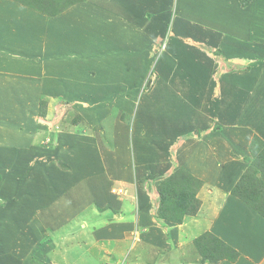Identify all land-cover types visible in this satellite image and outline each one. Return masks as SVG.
Segmentation results:
<instances>
[{
	"label": "rangeland",
	"instance_id": "374dc122",
	"mask_svg": "<svg viewBox=\"0 0 264 264\" xmlns=\"http://www.w3.org/2000/svg\"><path fill=\"white\" fill-rule=\"evenodd\" d=\"M21 1L38 13L28 11L29 19L11 26L24 8L17 7L20 0H0V256L19 251L25 240L18 264H41L33 255L42 252H53V264H239L247 258L234 237L245 239L249 231L264 237V123L247 139L248 168L231 191L254 215L240 207L239 225L231 228L238 234L224 240L207 232L183 248L146 241L134 227L127 245L101 237L115 216L135 217L134 202L154 185L163 224L203 211L197 196L195 209L181 206L182 194H197L202 181L186 167H164L182 137L197 138L185 151L199 160L205 135L218 140L237 128L238 138L264 119V110L252 106L246 111L255 114L242 115L243 124L236 112L231 116L236 102L258 100L253 86L264 83V0ZM130 25L152 31L136 35ZM228 39L244 42L242 57H254L258 44L262 51L244 65L221 68ZM209 54L217 58L213 73ZM228 79L234 85L217 95L216 85L222 90ZM221 98L234 107H206ZM31 224L47 230L51 251L46 241L33 249Z\"/></svg>",
	"mask_w": 264,
	"mask_h": 264
},
{
	"label": "crops",
	"instance_id": "0c3cea01",
	"mask_svg": "<svg viewBox=\"0 0 264 264\" xmlns=\"http://www.w3.org/2000/svg\"><path fill=\"white\" fill-rule=\"evenodd\" d=\"M3 1H7V0H3ZM16 5L19 9L21 7L24 9L23 11H21V13H18V14L15 13V15L17 16L13 17L11 26L16 24V21L29 19L28 18L29 17L28 14H30L29 12L38 13V12H35L36 10L35 11L31 10L32 7H29L28 5L23 3L21 0H20V3H16ZM31 16L36 17L34 14H32ZM136 23L135 24L137 26L140 25V22H136ZM7 25H8L9 30H11L9 20H8ZM113 25H115V23H113ZM122 25H124V22L122 23ZM134 25H130V26L131 28L136 29L137 31L135 32L136 35L138 34V32L140 35H142V30H144L145 32L147 31L148 33L150 32L149 30L151 28L142 29V28L134 27ZM140 27H143V26L141 25ZM224 34L226 38L230 37V35H226L225 32ZM129 37L130 35L128 36V38ZM134 40H137V39H134ZM229 40L230 39L226 40L227 42L222 44V46L224 47L223 49H224L226 56L225 58L222 59L223 60L222 63L221 62L219 63L220 64L219 66L221 68L222 66H228L231 63H234L237 66L244 65L245 63L250 61V58L255 59V57H257L259 53L262 51V47H259L260 45L258 44L255 48H253L254 57L252 56L242 57L245 53L244 51L246 50L244 49V42L240 41L239 39H234V40L231 39V41ZM209 56H211V61H210L212 63L211 72L213 73V70L216 68L214 62L217 61V58H215L214 55H211V54H209ZM227 81H229V79ZM196 82L199 84V86L204 83L203 78L199 81L196 80ZM205 83L210 84L207 81ZM228 83H232V82L230 81L227 82L224 85L222 90L220 88L221 86L219 87V85H216L217 91H218L217 95H220V93L223 94L226 91L229 92L228 90H230V86ZM253 84L254 83L251 81H246L245 86L246 88L248 86L252 87ZM236 86L238 90V85ZM253 87L255 89V93H257L256 96H258L259 99L258 100L254 99L252 102H249V101L246 102L244 100L238 101L236 102V109L235 110L233 109L234 112H231L232 117H235V112H236L237 118L238 119L242 118V119H239L241 121V124H243V122L245 121V118L243 119L242 115L247 116L248 114H255L254 112H251V113L247 112L246 110L248 109V107L252 106L254 109L260 108L261 110H264L260 107L262 106V98L264 100V83L258 82ZM209 88H210V85H208L207 89ZM208 91H209L208 94H210L211 93L210 89ZM204 97L209 98L208 95ZM217 102H218L217 104L206 103L205 105L207 108H209V105H210L211 111L213 110L218 111L219 109H227L228 111L230 109V106H233L232 104L225 103L223 98L218 99ZM213 104L215 106H213ZM205 105H203V107H205ZM263 105H264V102H263ZM247 121L249 122V120ZM197 123H200V122H197ZM260 123H264V119H262V121H259V124L258 123H255L253 125L251 124L252 126L249 127L251 131L249 129H248V132L247 130H245L246 132H244V135L238 138H237L238 136L237 128L236 129L232 128L234 132L230 130L229 132L221 134V139H218V140L217 139L214 140V138L212 137L209 140H207L208 136H211V134H208L207 136L205 135L203 139V146L204 148H205V145L207 147L203 150V152L198 151L197 153H195L198 159L200 158L199 160L195 158L194 154L192 156L191 152L186 153L187 149L185 148V145L187 147H189V145L192 146L189 143H194L195 141H197V138H194V140L193 139L189 140L188 137L185 136V138L187 139L185 138L183 139L182 137L181 138L182 140L181 141L179 140V143H178L179 147H178L177 152L175 153L174 157L170 161V164H166L164 169L167 168L169 165H176V167L183 166L189 169L192 175L198 177L202 181L203 183L202 187L197 191L196 196L200 199V201L203 200V204H202L203 211L201 209V211L194 218L185 219V221H183L182 223L169 222L167 223V225L163 224L161 219L158 217V210L156 209L157 206L159 207V203L158 204L156 203L155 196L152 195L156 191V187L154 185L151 187L150 194H139L138 202L137 203L134 202L135 205L136 204L138 205L137 207L138 211L136 213V216L134 217L133 215H131L126 219L127 215L125 212L121 213L118 216H115L114 219L111 220V222L113 223L111 225L112 229L109 232H107L106 236L101 237V239L103 240L106 239L110 242L111 240L112 241L115 240L114 246H119V245L123 246L125 244L127 245V243H131V241L133 240L130 236L131 235L130 231H132L133 229L132 227H134V228H138V230L142 232V236L146 241L147 240L151 241V239H153L157 243H161V244L164 243V246H167L170 248H183V246L191 245V243L193 244L198 240V237L200 235L207 233V232H211L212 234L215 233L216 236L221 237L224 240H227V238H225L224 236H226L227 233H232L231 228L233 226L239 225V223L236 222V220H237V214H239L238 212L241 209L240 207H244L243 212L247 211V213L250 214L252 217L254 216L248 210L247 206L239 207L238 203L240 204V202H238L239 201L238 197L237 196L233 197L234 195H232L231 191L235 187L236 181L238 182L240 174L242 175L245 169L248 168L249 159L247 158L246 155L248 154L247 146L251 145L250 143L251 141L248 142L247 139L250 138L249 137L250 133L255 128V126L260 125ZM243 136L245 137L243 138ZM4 138H5V134L1 135L0 142ZM213 141L216 143L215 146L211 145ZM232 152L236 154L237 156H234L229 160V154H231ZM218 170H220V172ZM157 187H158V184H157ZM130 203L132 202H125V204H130ZM236 207L237 209H235ZM245 207L247 209H245ZM91 210L93 211L92 213L96 214V212L93 209ZM47 211L51 212V209H48ZM108 214H110V212ZM96 215L105 216L104 213L99 214V212ZM119 217H122V218H119ZM31 225L32 227L35 228L34 236L31 235L32 243H30L31 246H33V249L35 250V248L39 246V244H41L42 241H46L48 243L47 245L49 246L47 250L51 251L54 248V243L52 242L51 236H48L47 230L44 229V232H40L37 226H34V224H31ZM31 225L29 227H31ZM234 233L238 234L237 232H234ZM21 237H29V236H26L25 234H21ZM240 237H234L236 247L244 248L245 250L248 249V254H247L248 257L245 258L240 263L241 264H249V263L251 264L254 262H256V264H262V262L264 263L263 258H261L264 254V249H262L264 247V237L261 238L259 235L254 234L252 231H249L248 235L245 236L246 240L242 238V235ZM41 247L45 248L46 246L42 244ZM19 248H20L19 251L17 252L14 251L15 253L13 252L12 254L6 253L5 255L0 256V264H5L7 262L8 264L10 262H13V264H18L16 262V257L24 255L25 254L24 251L28 250L27 247L25 246V240H23V243L19 245ZM252 248H255V250L252 251L251 250ZM119 250L121 254L124 253V251L121 248H119ZM29 253H30V250H29ZM52 253L53 252L51 253L42 252L41 257L38 256L37 253H34L33 259L34 261H37V260L40 261L39 263L41 264H53L54 260H53ZM56 253L57 251H55L54 249V256L56 255Z\"/></svg>",
	"mask_w": 264,
	"mask_h": 264
},
{
	"label": "trees",
	"instance_id": "16d2710c",
	"mask_svg": "<svg viewBox=\"0 0 264 264\" xmlns=\"http://www.w3.org/2000/svg\"><path fill=\"white\" fill-rule=\"evenodd\" d=\"M181 200H183V201H181ZM181 202H182V207H189L190 205L195 209L196 207H198L197 206V199H196V192H192V193H190V195L188 194L187 195V193H185V195L184 194H182V197H181ZM193 201L195 202L196 201V204L195 203H193ZM187 203H189L190 205L189 206H184V205H187ZM160 217H163V218H165V216H160ZM173 222V221H172ZM177 222V221H176ZM180 223V222H179Z\"/></svg>",
	"mask_w": 264,
	"mask_h": 264
},
{
	"label": "clouds",
	"instance_id": "9594fccd",
	"mask_svg": "<svg viewBox=\"0 0 264 264\" xmlns=\"http://www.w3.org/2000/svg\"><path fill=\"white\" fill-rule=\"evenodd\" d=\"M115 191H118V192L122 193L123 192V188L115 189Z\"/></svg>",
	"mask_w": 264,
	"mask_h": 264
}]
</instances>
